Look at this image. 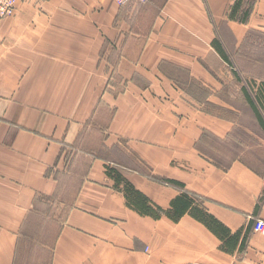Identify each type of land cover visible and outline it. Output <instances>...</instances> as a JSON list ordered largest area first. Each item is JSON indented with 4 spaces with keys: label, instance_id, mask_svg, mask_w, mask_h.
Listing matches in <instances>:
<instances>
[{
    "label": "crops",
    "instance_id": "obj_1",
    "mask_svg": "<svg viewBox=\"0 0 264 264\" xmlns=\"http://www.w3.org/2000/svg\"><path fill=\"white\" fill-rule=\"evenodd\" d=\"M233 3L152 0L136 10V3L121 6L116 0H19L14 13L0 19V264H20L25 231L46 201H58L51 211L62 215L48 244V264H203L201 255L207 264H264V233L254 230L255 221L264 219V155H246L253 143H243L241 153L225 162L215 154L214 140L204 141L206 132L217 145H231L235 122H219L224 130L210 121L198 125L196 113L165 121L159 152L151 153L146 149L155 141L157 123L136 121L132 110L114 102L118 114L105 129L106 151L78 147L97 105V83L103 80L98 74L109 63L105 49L118 54L110 61L117 79L130 81L128 96L138 94V82L168 79L157 71L163 61L210 90L211 78L183 55L204 53L209 62L228 65L213 42L219 22L235 47L250 30L264 33V0H254L246 22L230 16ZM259 80L257 93L264 83ZM262 103L260 116L249 106L264 139V98ZM107 149L121 150L128 162H117ZM78 162L85 169L66 197L67 178L77 175L72 169ZM142 166L151 173L140 172ZM117 174L154 208L162 207L161 215L135 209ZM179 196L213 216L216 231L189 211L170 216Z\"/></svg>",
    "mask_w": 264,
    "mask_h": 264
},
{
    "label": "rangeland",
    "instance_id": "obj_2",
    "mask_svg": "<svg viewBox=\"0 0 264 264\" xmlns=\"http://www.w3.org/2000/svg\"><path fill=\"white\" fill-rule=\"evenodd\" d=\"M116 1L121 6L136 3L137 5L134 6L136 10L139 8H143L144 10L145 5H152V0H136L140 3L136 1L132 2V0L126 2H121L120 0ZM233 1L235 2V0ZM249 5H251L252 10L255 6L254 0H244L241 11ZM156 10L157 7H153L152 12L149 10L148 14L153 16ZM240 14H242V12H240ZM141 21L140 19L137 22ZM148 22L149 19L146 18V23ZM146 25L147 24L143 22L142 28ZM221 28L222 23H216V39L220 41L230 57L231 61L227 62L228 65L223 61L215 62L216 64L211 63L204 53L200 55L191 54L189 57L186 53L183 55L184 59L189 61L193 59L195 61V69L211 78L213 86L210 90L200 88L191 79L182 75L184 72L178 70L176 66L174 67L173 64L163 61L164 63L158 65L157 71L168 76V79H165L163 76L159 78L154 76L152 81H148V84L143 85V82L139 83L137 80H132V83H134V81L138 82L136 83L137 86H135L138 94L128 96L130 90H127V88L129 87L128 83H130V81H119L113 73L116 65L110 61L112 57L117 58L118 54L112 56L113 52L110 50L111 47L105 49L104 58L107 55L109 57V63L107 62L103 65V74H98L103 77V80H98L97 83V90L98 92L100 91L96 99L97 105L90 111L86 130L78 147L85 150L99 149L101 152L106 151L105 147L102 146V140L104 139L105 129H107L109 122L114 120L115 116L118 114L113 106L115 102L123 105L122 110H132L137 117L136 121H142L146 123L145 125L153 121L159 126L153 132V139L155 141L147 145V147H149L146 149L148 152H159V135L160 132L162 133L161 123L164 124L165 121H179V119L191 117L193 113H196V115H198V125L205 123V121H210V123H217V128L224 130V126L218 124L219 122L223 120L235 122L232 132V143L229 145L231 149L228 148L229 146L227 144L224 146L222 144L217 145L218 140L205 132L204 141L211 142L214 140V145L211 144L212 142L209 144L216 148L215 154L221 156L222 161L226 162L229 160V157L233 158L239 155L243 143H247L246 146L253 143V149L249 148L253 151L250 150L246 152V155H251L253 153L264 155V139L258 135L259 133L257 134V130H261V128L255 124L258 118L255 111L250 108L249 98L245 92V90L248 91L257 107L260 109L261 105L257 99L256 88L258 87L257 82L259 81L258 83L260 85L263 81L259 79H264V33L250 30L243 38L242 46L235 47L233 46L234 44L228 41L233 39L229 37L226 38ZM188 53L191 52L189 51ZM189 69L188 67L184 68L185 72H188ZM151 73L153 72L151 71ZM256 79L258 81H256ZM117 81L119 82L117 83ZM196 81H198L201 86L206 87V80L200 79ZM126 91L127 97L124 96ZM181 103H183V107ZM165 104H167L166 108L164 106ZM191 105H193L195 109L190 110L192 109V107L190 108ZM177 107H180V111L178 112H176ZM124 112L127 114L126 111ZM206 130L207 129H203V132ZM154 135L157 136L154 137ZM234 139L237 140L234 141ZM135 145L142 149L145 147L144 144L140 143H136ZM258 145L260 147H258ZM203 146L209 145L203 144ZM107 153L111 154L117 162H128V158L122 155L121 150L110 149ZM241 155H245V153L243 152ZM251 160L253 159L251 158ZM84 169L85 165L80 162L72 169L77 175L67 178L66 183L70 185L71 190L70 194L65 193L66 197L73 195L74 188L77 187L80 182L79 173L82 174ZM138 169H140V172L144 171L151 173V171H149V166H142V168L138 167ZM151 170L154 171L153 169ZM156 178L158 179V176ZM55 204H58V201L54 203L46 201L44 204H40L39 207L41 208V212H36L31 217L29 226L25 231L26 239L19 260L20 264L49 263L51 247H49L48 244L52 242L62 220V215H56L51 211L53 207L55 208ZM65 210L67 211V208ZM55 216L58 218H55ZM43 245H48V247H44ZM200 258L203 264H207L206 256L201 255Z\"/></svg>",
    "mask_w": 264,
    "mask_h": 264
},
{
    "label": "trees",
    "instance_id": "obj_3",
    "mask_svg": "<svg viewBox=\"0 0 264 264\" xmlns=\"http://www.w3.org/2000/svg\"><path fill=\"white\" fill-rule=\"evenodd\" d=\"M243 3H244V0H235V2L233 3V5L231 6V9H230V16L232 18L237 19V20H241L243 22H246L249 18L252 7H251V5H249L243 11H241L243 8ZM240 12H242V14H240ZM213 42H214V45L217 48V50L223 56V58L225 60L229 61L230 57L226 53V51L223 48V45L220 43V41L215 39ZM245 92L248 95L249 102L251 103V105L253 107H255V111H256L257 115L260 116L259 115L260 112H259L258 107L256 108L255 101L253 100V98L251 97V95L248 93L247 90H245ZM263 98H264V83L261 85V89L257 93V99L259 100L258 102L260 103V105H263V103H262ZM115 177L117 178V183L124 182L125 192L127 194V198L129 199L130 204L135 209H137L142 214H149V215H152L154 217H158L161 215L160 212L163 211L162 207H160L159 205H156L157 207L154 208L151 204H149L148 197L145 196L141 191L136 189L131 184V182L127 181L126 179H123V177L120 174L115 175ZM183 198H185L186 200H180ZM173 206H174V213L175 214L169 213V215L173 216V218H178L183 213L189 211L193 216H195L196 218H198L199 220H201L202 222L207 224L212 230L216 231V229L213 226V221L211 220V218L214 219V217L211 215L203 216L202 213L196 211L193 207H191V200L188 197L187 198L184 196L177 197V199H175L173 201ZM209 217H210L211 221H209Z\"/></svg>",
    "mask_w": 264,
    "mask_h": 264
},
{
    "label": "built area",
    "instance_id": "obj_4",
    "mask_svg": "<svg viewBox=\"0 0 264 264\" xmlns=\"http://www.w3.org/2000/svg\"><path fill=\"white\" fill-rule=\"evenodd\" d=\"M126 2L128 0H120ZM130 1V0H129ZM146 1V0H138ZM19 0H0V19L12 15L17 7ZM254 230L264 233V219H257L254 223Z\"/></svg>",
    "mask_w": 264,
    "mask_h": 264
}]
</instances>
